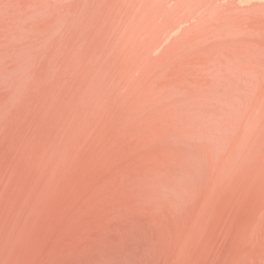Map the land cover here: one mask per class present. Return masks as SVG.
Instances as JSON below:
<instances>
[{
  "label": "bare ground",
  "instance_id": "obj_1",
  "mask_svg": "<svg viewBox=\"0 0 264 264\" xmlns=\"http://www.w3.org/2000/svg\"><path fill=\"white\" fill-rule=\"evenodd\" d=\"M0 264H264V0H0Z\"/></svg>",
  "mask_w": 264,
  "mask_h": 264
}]
</instances>
